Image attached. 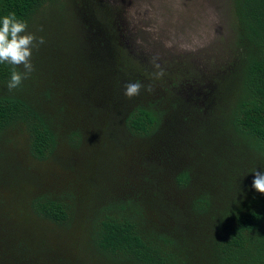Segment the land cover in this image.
<instances>
[{
    "label": "trees",
    "instance_id": "1",
    "mask_svg": "<svg viewBox=\"0 0 264 264\" xmlns=\"http://www.w3.org/2000/svg\"><path fill=\"white\" fill-rule=\"evenodd\" d=\"M219 1L161 66L118 0H0L45 41L16 89L0 63V264H264V0Z\"/></svg>",
    "mask_w": 264,
    "mask_h": 264
},
{
    "label": "rangeland",
    "instance_id": "2",
    "mask_svg": "<svg viewBox=\"0 0 264 264\" xmlns=\"http://www.w3.org/2000/svg\"><path fill=\"white\" fill-rule=\"evenodd\" d=\"M118 8L128 25L125 41L131 50L147 51L161 66L166 63L162 55L194 59L199 47L208 46V40L224 32V22L217 16L222 13L224 17L219 0H118ZM66 27L62 18L58 31ZM213 48L221 51L218 46ZM71 121L66 118V127Z\"/></svg>",
    "mask_w": 264,
    "mask_h": 264
},
{
    "label": "clouds",
    "instance_id": "3",
    "mask_svg": "<svg viewBox=\"0 0 264 264\" xmlns=\"http://www.w3.org/2000/svg\"><path fill=\"white\" fill-rule=\"evenodd\" d=\"M44 42L43 37L37 38L34 33L27 31V22L18 18L14 12L0 17V63L13 65L7 84L10 91L18 88L33 72L32 49ZM19 66H23V71L17 70ZM124 87V94L132 97L139 95L141 88L145 86L139 82H128ZM146 90L151 91V86H147ZM252 187L257 192L264 193V171H254Z\"/></svg>",
    "mask_w": 264,
    "mask_h": 264
}]
</instances>
